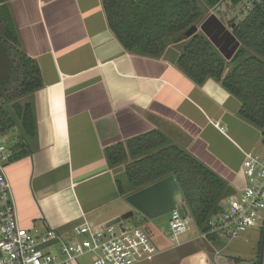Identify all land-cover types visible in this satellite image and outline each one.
<instances>
[{"label":"crops","instance_id":"0c3cea01","mask_svg":"<svg viewBox=\"0 0 264 264\" xmlns=\"http://www.w3.org/2000/svg\"><path fill=\"white\" fill-rule=\"evenodd\" d=\"M6 7L43 85L28 97L33 152L5 168L21 227L71 239L75 227H103L130 212L116 184L124 166L110 167L105 150L153 132L231 195L243 190L242 162L261 153L260 131L238 116L239 101L220 84L197 85L177 67L179 42L155 59L127 53L108 28L102 0H8ZM192 241L202 240L180 247ZM211 254L213 264L239 260Z\"/></svg>","mask_w":264,"mask_h":264},{"label":"trees","instance_id":"16d2710c","mask_svg":"<svg viewBox=\"0 0 264 264\" xmlns=\"http://www.w3.org/2000/svg\"><path fill=\"white\" fill-rule=\"evenodd\" d=\"M7 1L0 0V137L13 135L7 146L10 164L33 152L36 121L28 97L43 85L37 63L20 49ZM201 1L239 44L229 61L200 32L180 39L201 23L199 0H102V9L112 35L131 55L159 58L170 44L182 42L177 67L197 85L212 79L235 97L240 103L238 116L260 131L264 144V3L236 20L218 10L224 0ZM228 1L230 8L237 4ZM105 156L110 167L124 166L123 180H116L123 199L173 176L197 231L208 234L206 243L216 245L218 238L209 234V221L221 214L231 191L214 173L170 145L159 132L111 146ZM138 217L146 219L137 214L128 221L139 227ZM261 236L262 231L254 264L259 263Z\"/></svg>","mask_w":264,"mask_h":264},{"label":"built area","instance_id":"2783aa9c","mask_svg":"<svg viewBox=\"0 0 264 264\" xmlns=\"http://www.w3.org/2000/svg\"><path fill=\"white\" fill-rule=\"evenodd\" d=\"M241 2V0H238ZM244 1V0H243ZM246 15L264 0H245ZM223 131V130H222ZM1 138V137H0ZM10 153L0 141V264H77L81 257L89 256L91 264H145L159 255V249L142 228L123 225L94 227L81 225L73 228L72 238L65 239L53 229L35 234L31 228L19 225L11 188L5 175ZM245 186L241 192L228 197L221 214L209 221L210 232L219 239H237L243 230L264 228V152L245 154L242 162ZM191 217L181 214L178 208L169 214L171 242L176 248L178 237L189 231ZM199 233L197 240L207 241ZM213 258L219 251L208 242ZM227 264H246L229 261Z\"/></svg>","mask_w":264,"mask_h":264},{"label":"rangeland","instance_id":"374dc122","mask_svg":"<svg viewBox=\"0 0 264 264\" xmlns=\"http://www.w3.org/2000/svg\"><path fill=\"white\" fill-rule=\"evenodd\" d=\"M244 1L243 0H241V2L238 1L234 7L230 8L231 4L229 3V1L224 0L221 3V9L218 10L222 13L227 14L229 16L228 18L231 17V18H236V20H241L245 16V14L243 13L244 11L243 5L245 3ZM198 4L201 13V24L210 23L212 20V16H214L218 21V23L224 25L225 30H228L227 25L224 24L222 20L217 17V14L209 10L201 0H199ZM210 28L213 29V31L216 30V27L214 26ZM198 32L204 35L211 44L213 43L212 42L213 40L209 35L206 34L205 31L204 33L203 31H200L199 26L197 33ZM215 35L216 34H214L213 36L214 39L218 40L219 37L217 38ZM12 140H13V135L11 136V134H7L5 137L0 138V141L7 146L12 144ZM261 152H264V147ZM122 177L123 176L121 175L119 179L123 180ZM178 211L181 214H183V209L181 205L178 206ZM135 221L142 222L139 228L144 229L149 234V236L151 237L155 245L158 247L160 252L163 251L162 254L158 255L153 261L147 262L145 264H213L210 258V256L212 255L211 251L213 250L211 246H209L208 243L206 242L192 241L191 243L188 244V246H184L183 248L181 247L174 248L176 246V243L170 241L172 237V233L169 230V223H168L169 214L157 217L152 220L141 219L138 217ZM122 225L127 229L131 227H135L133 226L134 225L133 222L128 220L122 222ZM260 234L261 231L259 228L252 227L243 230L237 239L234 240L219 239V242L213 247L214 249L219 251V255L223 256V258L226 257L238 258L239 260H242L246 264H254L257 259V245L260 239ZM198 236H199V232L197 231L193 220H191L189 231L185 235L179 236L178 242L181 243L184 241H191L197 238ZM171 247L173 249L169 250ZM180 256H187V257L181 258ZM220 259L221 258L218 259L219 264H221ZM77 264H91L90 257L85 256L79 258L77 260Z\"/></svg>","mask_w":264,"mask_h":264},{"label":"water","instance_id":"95a60500","mask_svg":"<svg viewBox=\"0 0 264 264\" xmlns=\"http://www.w3.org/2000/svg\"><path fill=\"white\" fill-rule=\"evenodd\" d=\"M237 3L238 0H231ZM216 27L213 31L210 27ZM200 31L206 32L211 37L212 45L219 52V54L229 61L239 47L238 42L231 35L229 30H225L224 25L219 24L214 16L210 23H203L199 27ZM198 31V27H190L187 31L181 34V40H188ZM215 36L219 39L215 40ZM210 39V38H209ZM124 201L131 207V211L127 214L115 218L106 223L104 227L120 226L122 222L136 216L142 215L146 219L152 220L157 217L170 214L175 211L178 206L182 205L183 198L178 188V185L173 176L163 178L153 184H150L124 198ZM264 256V228L262 230V238L260 244L259 263L263 264Z\"/></svg>","mask_w":264,"mask_h":264}]
</instances>
